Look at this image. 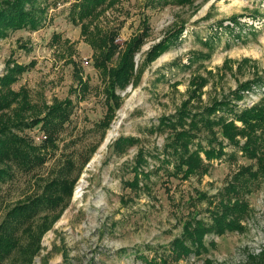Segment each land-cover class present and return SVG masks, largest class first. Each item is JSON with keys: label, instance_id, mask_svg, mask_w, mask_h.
I'll return each mask as SVG.
<instances>
[{"label": "rangeland", "instance_id": "374dc122", "mask_svg": "<svg viewBox=\"0 0 264 264\" xmlns=\"http://www.w3.org/2000/svg\"><path fill=\"white\" fill-rule=\"evenodd\" d=\"M34 1L38 27L6 29L0 37V76L6 62H33L11 85L15 91L24 87L27 104L15 102L0 110V130L46 147L40 123L28 128L15 124L42 116L54 99L70 98L73 107L43 163L29 170L13 160L0 163L12 173L0 181V224L11 207L41 195L50 181L56 182L59 197L56 206L41 209L17 228V245L0 264H151L148 260L164 257L186 218L209 221L210 201L218 200L240 165L256 168L237 151L235 157L213 160L202 176L180 179L163 151L177 128L162 121L189 100L195 87L191 81L198 76L205 84L189 100V111L229 97L237 84L253 78L260 80L243 92L237 111L264 99V0H192L163 7L146 6V0H107L82 24L69 19L74 0ZM145 15L149 31L135 54V69L128 85L115 90L118 106L102 123L108 105L105 81L94 67L82 26L114 34V65ZM177 27L182 33L175 42L146 61L149 48ZM92 40L101 43V37ZM27 129L36 140L44 136L41 142L30 140ZM212 131L221 139L214 126L199 128L196 140L205 145ZM118 137L134 140L114 146ZM233 149L226 147L228 153ZM139 153L145 158L140 169L148 173L132 183ZM243 198L249 212L242 229L207 233L206 251L159 264H264V176Z\"/></svg>", "mask_w": 264, "mask_h": 264}, {"label": "trees", "instance_id": "16d2710c", "mask_svg": "<svg viewBox=\"0 0 264 264\" xmlns=\"http://www.w3.org/2000/svg\"><path fill=\"white\" fill-rule=\"evenodd\" d=\"M107 0H74L70 6L69 19L73 24L82 22L95 14ZM192 0H146L145 5L150 7L166 6L168 4L182 5ZM34 0H5L0 5V37L5 34L6 29H17L28 26L36 29L40 24V17L35 13L32 3ZM25 4H28L25 7ZM149 20L145 15L141 21L138 31L131 35L125 42L124 48L119 54L115 64H112L117 44L115 37L100 33L96 27L90 31L82 26V34L87 38L93 50V64L105 81V94L108 102L106 113L102 123L110 121L118 106L119 97L116 95L117 88H124L128 85L135 69V54L148 36ZM109 33V34H110ZM182 33V28L169 30L159 41L154 43L146 53L145 60L152 61L168 47ZM101 37V43L93 41V38ZM31 61L28 65L32 64ZM26 64L14 63L9 66L6 62V72L0 76V110L8 109L13 103L20 105L27 104V94L24 87L18 91L11 88L17 81L18 73L28 68ZM260 79H249L237 84L236 88L229 91V97L213 100L209 105L204 106L198 112L189 111L187 104L195 95H200L205 84L203 77H195L188 101H183L181 107L170 117H165L162 123L166 126L176 127L177 131L163 148L166 152L164 161L172 164L175 176L180 179H188L191 176H202L207 173L213 160H220L225 155L235 157L236 152L253 161V164L240 165L234 172L231 179L226 183L222 192L218 193V200L213 202L209 212V221L201 218L188 217L185 219L181 233L175 236L167 252L163 256L148 260L151 264L165 262L167 258L178 260L190 254H200L206 251L204 236L207 233L222 235L226 231L240 230L243 228L242 219L249 212V205L243 198L245 194L252 191V185L260 177L264 176V99H261L252 107H241L237 111L238 104H241L243 92L249 90L251 85ZM79 82L86 85V81L79 79ZM240 101V102H239ZM73 102L70 98L64 100H53L46 105V111L40 117L31 121H18L15 125L32 127L41 124L47 134L45 139L46 147L32 146L25 142L22 137L16 136L9 131L4 133L0 130V163L3 161H14L22 168L29 170L35 165L46 160V148L54 145V135L58 128L68 119L72 110ZM172 117V118H171ZM217 126L220 129L221 139L214 131L211 137L202 144L197 139L199 128L211 129ZM7 131L10 130L6 127ZM132 137H118L114 146L122 147L133 142ZM227 146L235 149L229 153ZM145 158L139 153L133 167L132 183L141 175L147 176L140 169ZM11 170L0 167V181L10 178ZM56 182L50 181L46 184L41 195L27 201H21L11 207L5 214L0 224V262L16 247L17 242L13 233L23 223L34 217L41 209L54 207L59 203V197L55 193ZM204 196V195H203ZM205 197V196H204Z\"/></svg>", "mask_w": 264, "mask_h": 264}, {"label": "built area", "instance_id": "2783aa9c", "mask_svg": "<svg viewBox=\"0 0 264 264\" xmlns=\"http://www.w3.org/2000/svg\"><path fill=\"white\" fill-rule=\"evenodd\" d=\"M26 133H28L27 135H28V137H30V140H32V141L35 140V142H38V143H40L41 140H42L43 137H44V136H43L42 139H40V137H39V140H36V139H34V137H33L34 135H33V134L31 135V132H30L28 129H27ZM26 133H25V134H26ZM30 135H31V136H30Z\"/></svg>", "mask_w": 264, "mask_h": 264}]
</instances>
